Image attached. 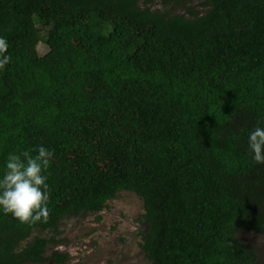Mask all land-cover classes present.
Segmentation results:
<instances>
[{
  "label": "trees",
  "instance_id": "16d2710c",
  "mask_svg": "<svg viewBox=\"0 0 264 264\" xmlns=\"http://www.w3.org/2000/svg\"><path fill=\"white\" fill-rule=\"evenodd\" d=\"M156 1L0 0V172L10 153H55L47 222L0 213V264L67 262L46 255L61 223L124 191L144 202L150 264L259 261L241 235H264L247 146L264 121V0Z\"/></svg>",
  "mask_w": 264,
  "mask_h": 264
},
{
  "label": "rangeland",
  "instance_id": "374dc122",
  "mask_svg": "<svg viewBox=\"0 0 264 264\" xmlns=\"http://www.w3.org/2000/svg\"><path fill=\"white\" fill-rule=\"evenodd\" d=\"M191 6L200 12L207 10L200 1H195ZM154 8H164L163 0H157ZM168 10L186 12L184 7L173 5ZM38 49L41 55H46L50 50L45 42H41ZM144 214V202L137 194L121 192L100 213L73 215L65 219L57 235L60 243L50 246L46 255L50 257L55 249L67 253L69 258L63 264H150L142 248L143 234L147 232ZM47 233L41 235L46 236ZM241 236L246 244L259 252L260 259L256 264H264V235L245 231ZM26 264L61 263L50 259Z\"/></svg>",
  "mask_w": 264,
  "mask_h": 264
},
{
  "label": "clouds",
  "instance_id": "9594fccd",
  "mask_svg": "<svg viewBox=\"0 0 264 264\" xmlns=\"http://www.w3.org/2000/svg\"><path fill=\"white\" fill-rule=\"evenodd\" d=\"M9 47L7 39L0 36V71L11 62ZM247 137L249 156L256 165H264V121H258ZM54 155L53 150L44 146L8 154L0 172V213L10 214L22 224L47 222V171Z\"/></svg>",
  "mask_w": 264,
  "mask_h": 264
}]
</instances>
